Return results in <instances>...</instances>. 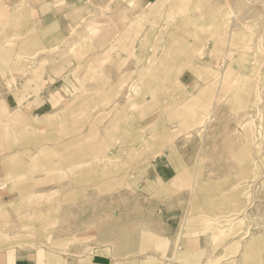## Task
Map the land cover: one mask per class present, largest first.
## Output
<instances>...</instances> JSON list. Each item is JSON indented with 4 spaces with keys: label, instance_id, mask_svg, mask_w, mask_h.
I'll list each match as a JSON object with an SVG mask.
<instances>
[{
    "label": "rangeland",
    "instance_id": "1",
    "mask_svg": "<svg viewBox=\"0 0 264 264\" xmlns=\"http://www.w3.org/2000/svg\"><path fill=\"white\" fill-rule=\"evenodd\" d=\"M4 254L264 264V0H0Z\"/></svg>",
    "mask_w": 264,
    "mask_h": 264
},
{
    "label": "crops",
    "instance_id": "2",
    "mask_svg": "<svg viewBox=\"0 0 264 264\" xmlns=\"http://www.w3.org/2000/svg\"><path fill=\"white\" fill-rule=\"evenodd\" d=\"M11 258V259H9ZM9 259V262H8ZM0 264H28V262L23 258H18L14 260V256H8V254H4L2 258H0Z\"/></svg>",
    "mask_w": 264,
    "mask_h": 264
},
{
    "label": "bare ground",
    "instance_id": "3",
    "mask_svg": "<svg viewBox=\"0 0 264 264\" xmlns=\"http://www.w3.org/2000/svg\"><path fill=\"white\" fill-rule=\"evenodd\" d=\"M8 262H9V259H8Z\"/></svg>",
    "mask_w": 264,
    "mask_h": 264
}]
</instances>
